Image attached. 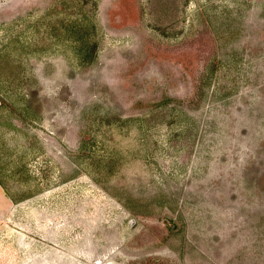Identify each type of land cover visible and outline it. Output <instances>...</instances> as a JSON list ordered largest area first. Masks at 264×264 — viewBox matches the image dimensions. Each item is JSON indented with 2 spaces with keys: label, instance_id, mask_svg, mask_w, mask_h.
Here are the masks:
<instances>
[{
  "label": "rangeland",
  "instance_id": "374dc122",
  "mask_svg": "<svg viewBox=\"0 0 264 264\" xmlns=\"http://www.w3.org/2000/svg\"><path fill=\"white\" fill-rule=\"evenodd\" d=\"M0 264H264V0H0Z\"/></svg>",
  "mask_w": 264,
  "mask_h": 264
},
{
  "label": "trees",
  "instance_id": "16d2710c",
  "mask_svg": "<svg viewBox=\"0 0 264 264\" xmlns=\"http://www.w3.org/2000/svg\"><path fill=\"white\" fill-rule=\"evenodd\" d=\"M1 101V100H0ZM0 186H1V183H0ZM2 187V186H1Z\"/></svg>",
  "mask_w": 264,
  "mask_h": 264
}]
</instances>
